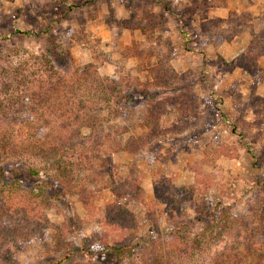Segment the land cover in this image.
<instances>
[{
  "label": "rangeland",
  "instance_id": "1",
  "mask_svg": "<svg viewBox=\"0 0 264 264\" xmlns=\"http://www.w3.org/2000/svg\"><path fill=\"white\" fill-rule=\"evenodd\" d=\"M222 1L214 0L212 3L215 5ZM111 2L0 0V71L8 72L10 78L17 69L28 88L35 92L48 85L46 93L50 95L49 104L40 103V99L35 101L39 109L46 110L45 115H49L53 124L54 131L46 130L48 141L54 142L58 137V123L71 121L77 113L81 118L90 117L102 124L101 156L94 170L78 175L75 184L88 185L89 181H83L84 177L92 176L94 186L106 187L119 177L134 175L143 185L141 192L145 201L153 204V213L146 212L139 203L129 201L126 205L122 204L126 210L125 216L114 213L104 216V208L113 202L108 188L93 196L94 206L99 211L88 213L76 192L66 191L50 180L49 187L45 189L52 204V208L46 211L50 224L47 247H43L36 239L18 241L12 248V262L0 258V264H45L63 256L69 244L88 249L90 245L100 242L95 233L103 219L108 222L112 219L117 224L110 227L114 229L108 230L113 231L108 238L109 245H112L115 237L123 235L125 239L120 240L133 246L141 245V240H161L170 249L177 247V224L186 225L180 231L187 239L199 240L204 230L203 221L210 219L208 214L217 216L224 210L229 211L233 218L244 217L242 222L240 220L224 231L219 232L216 227L213 231L215 236L203 239L202 244L194 250V255L185 259L175 255L167 263L210 264L218 253L243 247L244 237L248 235L245 229L250 232L264 226V97L256 92L261 80L259 60V82L255 85L245 75L251 81L248 96L240 99L235 95V83L228 89L225 100L233 110V119L227 117L220 97L211 92L202 98L195 88V75L190 70L185 71L191 72L187 81L193 84L194 93L198 99L206 102V107H198L200 120L196 126L188 125L182 132L171 129V124L178 123L180 112L174 106H168V103L169 99L179 93L170 91L173 85L148 87L152 82L149 70L157 66L158 59L165 60L171 48L173 56L165 66L178 74L177 50H174L175 46L165 27L169 15H175L177 11L182 19H186L184 13L188 11L183 8V4L176 3L177 8L171 12L160 7L154 13L144 11L127 15L125 10L113 7ZM202 4L205 5V2ZM139 9L148 10L146 6H139ZM229 19L230 22L222 24L219 23L222 19L218 18L206 21L211 23L208 25V33L204 34L197 24L188 27V31H184L186 38L179 45L175 41L178 49L180 52L196 50L203 59H213L212 64L218 70L231 71L237 59L226 63L217 54H205L194 44L204 38L210 39L209 35L216 38L229 36L238 28L249 26L244 16L237 15ZM232 23L235 26L228 27ZM184 25L189 26L186 23ZM192 29H200L198 32L202 36H195V32L191 34ZM132 30L140 31L145 42L139 38L134 40L129 35ZM250 30L251 41H264V28ZM34 56L50 59L53 71H49ZM183 63L189 67L191 61L188 59ZM84 68L86 70L81 73ZM3 78L6 79V76L0 75V88ZM59 78L62 82L58 81ZM113 78L116 79V85L111 83ZM174 84L177 88H185L184 82L177 80ZM16 86L21 90L26 89L23 84ZM150 96L153 101L164 103V107L167 105V113L161 115L159 121L162 131L142 148L146 151L145 156L135 154L127 160L120 155L118 163H113L114 155H126L124 147L130 139L148 134L147 129L140 125L123 131L125 123L119 117L120 112L129 113L133 121L138 120V107L147 103ZM188 120L194 123L197 117L190 114ZM204 122H208V129L189 139L196 127L200 128ZM81 133L88 135L89 129L81 127ZM222 151L237 157L229 159L221 154ZM100 169L103 174H97L96 177L94 172H101ZM155 189L160 195L158 199L154 195ZM102 191L110 195V203L107 204L109 196L107 198L105 194L97 198L96 195ZM204 204L209 205V209ZM150 215L154 216L155 227L149 219ZM245 222L248 224L244 229ZM259 238L264 244V236ZM140 250L134 251L131 256L123 255L119 258L75 257L68 264H140Z\"/></svg>",
  "mask_w": 264,
  "mask_h": 264
},
{
  "label": "trees",
  "instance_id": "2",
  "mask_svg": "<svg viewBox=\"0 0 264 264\" xmlns=\"http://www.w3.org/2000/svg\"><path fill=\"white\" fill-rule=\"evenodd\" d=\"M225 22H230V19L219 20L221 24ZM210 23L204 22L200 25L203 34L208 33ZM243 28H238L234 34L229 36L216 38L209 35V37L218 46L223 41H230L234 36L240 34ZM172 56L173 51L170 48L165 60L158 59L157 66L149 70L152 82L148 84V87L173 85L170 91L179 94L169 99L168 106L177 108L180 112V118L178 123L171 124L169 128L182 132L188 128V125L196 126L200 120L197 109L201 105L206 107V102L198 99L194 93L193 84L187 81L191 74L190 71L176 74L170 67L165 66ZM263 56L264 41L259 43L253 40L245 52L237 58L234 67L240 68L256 85L259 82L257 63L259 58ZM34 57L42 62L49 71H53L50 59L45 56ZM84 70L86 68L81 73ZM0 72L2 77L3 75L6 76V79L3 78L4 81H1L3 84L0 88V258L2 260L12 262V248L17 245L18 241L28 242L31 239H36L43 247H47L50 224L46 211L52 208V204L45 189L49 187L50 180L58 183L66 191L76 192L88 213L99 211L94 206L93 196L104 188H108L113 196V202L103 210L104 216L113 213L125 216L126 210L122 208V204L129 201L137 202L146 212L151 211L153 213V204L145 201L141 192L140 180L134 175L119 177L114 183L106 187L94 186L92 176L90 178L84 177L83 181H89L88 185L75 184L78 175L88 170H94L95 163L101 156L99 152L102 149V134L100 132L102 124L90 117L85 119L82 116L83 118H81L77 113V116L71 121L65 120L58 123V137L54 142L48 141L46 130L54 131L52 121L49 115H45L46 110L39 109L35 103L36 99H40V103L49 104L50 95L46 93L48 85L42 86L38 92H35L28 88L24 82V77L17 69L12 72L10 78L8 72L5 73L3 70ZM55 74L58 78V74ZM177 80L185 83L186 90L181 86L175 87L174 82ZM58 81L62 82V79L59 78ZM111 83L116 85V79L113 78ZM16 84H23L26 89L21 90ZM50 90L53 91L52 88ZM148 100V104H140L138 107L140 117L136 121L130 118L129 113L120 112L119 114L120 119L125 123L123 131H127L129 127L135 125H140L148 131L146 136L129 140L124 147L127 153L144 154L145 156L146 151L142 148L151 141L153 136L162 131L159 121L161 115L167 113V105L164 107V103L153 101L152 96ZM190 114L197 117V121L190 123L188 120ZM81 127L88 128L89 134L83 135ZM208 127V122L201 124L200 128L196 127L189 139L196 137ZM221 154L229 159L237 157L231 153H224V151ZM94 173L95 176L103 174L99 170ZM28 181L33 184H28L30 183ZM154 195L157 199L159 198L157 189H155ZM204 205L209 209V205ZM208 217L210 219L203 221L204 230L199 235V240L187 239L184 233L180 231L186 225L177 224V247L170 249L166 248L168 244L161 240H141V245L133 246L120 240L125 239L123 235L115 237L112 245H109L108 238L113 231L108 230L114 229L110 227L117 224H114L112 219L109 222L103 219L99 224L98 232L95 233L100 241L97 245L92 244L90 248L85 249L84 247L76 248L69 244L63 256L45 264H68L73 258L84 256L90 259L98 256H114L116 258L123 255L131 256L139 248L141 249L139 251L140 264H167L174 259L175 255L180 259L194 255V250L202 244L203 239L215 236L213 231L216 227L220 232L229 229L240 220L241 222L244 220V217L233 218L229 211L224 210L217 216L208 214ZM149 219L155 227L154 216L150 215ZM122 220L124 221L125 218ZM247 224L246 222L243 224L244 229ZM245 230L248 235L244 237L243 247L218 253L211 259L210 264H264V244L259 238V236H264V226L258 229L254 228L250 232L248 229Z\"/></svg>",
  "mask_w": 264,
  "mask_h": 264
},
{
  "label": "crops",
  "instance_id": "3",
  "mask_svg": "<svg viewBox=\"0 0 264 264\" xmlns=\"http://www.w3.org/2000/svg\"><path fill=\"white\" fill-rule=\"evenodd\" d=\"M203 1L205 2V5L202 4ZM212 1L214 0H112L111 3L113 7L125 10L127 15L144 11L154 13L159 11L160 7H162L161 9H168L169 12H171L174 8H177L176 3L183 4V8L188 11L187 13H184L187 18L182 19L181 15L177 14L176 11L175 15H169L167 18V26L165 27L172 45L175 46L174 50H177V73L182 74L185 71L190 70L196 77L195 88L197 93H199L202 98H206L211 94V92L220 97L222 107L226 108L225 112L227 117L231 116L233 119V110L228 107L229 105L225 100L228 89L231 84L235 83L236 86L234 94L238 95L239 98L242 99L245 95L248 96L251 81L245 77V74L238 67L225 72L218 70L212 64L213 59L208 61L205 58L203 59L202 55H199V53L197 54L196 50H187L184 52L182 50V52H180L178 45L182 39L186 38V33L184 31H188V27H194V25L197 24L200 28L201 23L214 18L227 20L237 15L244 16L249 26L245 27L240 34L234 36L230 41H224L220 45L215 46L212 39L206 40L204 37H200V39H204L200 40L199 43H194L198 45V50H203L205 54L212 53L213 56L217 54V56H219L226 63L234 62L245 52L251 43L250 28L254 30L264 28V0H223L221 3L219 2V4L215 5ZM139 6H142L143 8L146 6L148 10L139 9ZM179 19L181 23L179 22ZM183 22L189 26H185ZM232 26L234 27L235 25L232 23V25H229L228 27ZM198 31L200 32V29H192L190 30V33L192 34V32H195V36L196 34L198 36ZM129 35L134 38V40L139 38L140 41L145 42V37L142 36L141 32L138 30L129 31ZM199 36L202 35L200 34ZM175 41H177L178 45ZM136 42L139 43L138 41ZM197 58L198 60L196 61ZM188 59L191 61L189 67L185 66L183 63H186ZM174 61H176V59H174ZM173 67H175L174 64ZM258 67L261 80L257 84L256 92L261 97H264V56L260 57ZM142 130L144 131L145 129ZM120 155L125 157L127 160H130L132 156H134L133 154L127 152L126 155L118 153L117 155H114L113 163H118V159L121 157ZM141 187L143 189V185ZM103 194H105L104 196L107 198L109 196L107 204L110 203V195H108L105 191L98 193L96 196L98 198ZM129 204L131 205L132 203Z\"/></svg>",
  "mask_w": 264,
  "mask_h": 264
}]
</instances>
